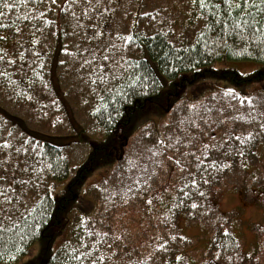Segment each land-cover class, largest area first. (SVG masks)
Returning a JSON list of instances; mask_svg holds the SVG:
<instances>
[{
	"label": "snow or ice",
	"instance_id": "6c2138e0",
	"mask_svg": "<svg viewBox=\"0 0 264 264\" xmlns=\"http://www.w3.org/2000/svg\"><path fill=\"white\" fill-rule=\"evenodd\" d=\"M189 3L191 10L187 16L204 22L195 35L187 29L177 32L168 0H140L137 19L126 26L130 27L127 32L113 24L117 11L124 16L129 14L130 2L126 6L125 0H62V3L57 0H0V81L13 85V77L27 79L30 72L39 76L33 67L43 68L41 52L35 50L39 43L36 33L42 35L45 28L52 26L61 30L62 23L72 28L69 34L74 38L75 50L69 55L80 81L113 111L117 110L116 104L129 96L143 92L149 85L156 86L145 58H131L130 48L139 47L157 57L165 71L174 75L179 66L191 63L194 55H200L201 45L207 51L225 44L231 37L249 43L260 38L264 44V0H189ZM53 6L59 9L55 16L51 15ZM145 6L151 10H143ZM140 17L147 18V30L140 28ZM23 23H27L30 30H22L19 25ZM227 91L255 111L251 97L241 98L234 89ZM13 92H16L15 87ZM32 98L29 94L28 99ZM212 111L208 105L188 106V115L177 125L178 131L166 138L161 134L156 144L147 150V164L138 166V178L127 189L132 200L118 195L122 204L142 201L144 212L149 214L160 205L166 213L164 223L175 230L173 221L179 216H196L197 210L206 208L204 201L212 183L225 170L234 171L237 167L250 170L249 157L258 158L257 148L264 144V116L260 121L249 116L247 122L254 124L252 130H237L229 125L217 139L216 127L223 126L225 120L243 117L213 120ZM223 111V108L218 109L220 113ZM46 154L26 142L15 144L6 139L0 143V232L16 229L18 224L32 231L43 223V217L37 221L31 215L42 198L29 197V203L25 197L30 191L38 196L36 190L41 187L44 174L51 170L52 166L43 159ZM166 169H170L167 179L154 186ZM262 178L253 176L257 180ZM112 203L116 207L115 202ZM43 214L47 216V209H43ZM221 231L222 238L216 244L219 251L210 258L212 264H246L251 253L241 251L240 241L231 239L227 228ZM130 235L124 228L117 235L112 229L97 231L85 227L83 234L77 235L75 244L69 242L62 247L64 264H116V259L125 264L124 257L128 264H145L143 254L133 256L131 248L127 252L112 250L113 245L121 249L127 247L125 241ZM167 235L168 239L160 238L155 249L162 257L170 255L173 262L183 264L185 257L176 254L169 243L175 241L176 236ZM2 258L0 255V260ZM151 259L153 257H148L149 261Z\"/></svg>",
	"mask_w": 264,
	"mask_h": 264
},
{
	"label": "trees",
	"instance_id": "16d2710c",
	"mask_svg": "<svg viewBox=\"0 0 264 264\" xmlns=\"http://www.w3.org/2000/svg\"><path fill=\"white\" fill-rule=\"evenodd\" d=\"M57 2L62 3V0H57ZM129 2L130 7L127 8L129 14L124 16L121 11H117L113 21L114 26L124 32L130 30V27L126 26H130L137 19L136 12L140 8V0H125V5L127 6ZM168 7L176 20L174 27L177 32L187 29L195 35L198 29H202L204 23L202 20L196 21L186 14L191 10L189 0H168ZM143 10L150 11L151 8L145 6ZM58 12L59 9L53 6L51 15L55 16ZM139 19L140 28L147 30V18L140 17ZM19 26L22 30H30L27 23ZM60 29L57 30L55 26H52L45 28L42 35L39 32L36 33L39 43L35 46V50L41 52L40 60L43 62V68L37 65L33 67L40 73L39 76L30 72L27 79L13 77V85L0 81V143L6 139L9 143L15 144L26 142L37 148L39 152L47 153L43 159L52 166L51 170L44 174L41 187L36 190L38 196L30 191L29 196L25 197L26 200H29V197L31 199L42 198L41 203L36 205L31 215L37 221L43 217V223L40 228L32 231H29L23 224H18L16 229L10 228L9 231L0 232V255L3 257L0 264H19L18 262L27 256L36 244L40 245L39 254L26 263L20 264H64L62 247L69 242L75 244L77 235H82L85 227L95 228L97 231L112 229L119 235L117 222L120 215L125 213L123 210L125 205L121 201L116 207L104 201L96 205L94 201L87 200L88 206L85 207L80 200V191L91 176L93 169L105 166L113 168L112 166L122 161V158L114 159L112 151L118 148L119 142L122 144L125 138L128 140L134 135L131 131L132 125L148 110H155L163 114L165 118L182 99H187L188 102L199 101L208 94L220 92L213 84L217 81H227L238 86L258 84L261 89L256 90L255 94L264 93V44L261 43L260 38L253 39L249 43L248 40L231 37L226 40L225 44L210 47L207 51L201 45L200 55H194L191 63L179 66V70L175 71L174 75L165 71L157 57L137 47L136 49L130 48L128 55L133 59L140 56L145 58L149 74L155 79L156 86L152 88L149 85L143 92L129 96L126 100L116 104L117 110L113 111L112 107H105L80 81L74 70L75 65L71 55H69L75 50L74 38L69 34L72 28L68 23H62ZM245 63L253 65L256 69L244 73L230 67L234 64L240 67ZM218 65L221 66L220 69L217 68ZM13 87L16 88L15 93ZM29 94L33 97L32 99H28ZM255 94L247 97H253ZM189 95L192 98H189ZM248 118V116L244 117V127L236 129L252 130L254 124L248 123ZM70 120L78 123L81 133L89 136L91 141L95 134L99 139L98 142H94V148L86 162L80 163L78 171L73 176H71L72 159L67 146L60 147L42 139L51 134L59 135L70 131ZM256 120L260 121V118ZM229 123L230 120H227L223 126L216 127L217 139ZM205 131L208 132V129ZM257 151L260 154L264 152V144L259 145ZM12 155L15 158V153ZM260 159L261 155L258 158L249 157L250 170L240 167L234 171L225 170L212 183L207 200L204 201L206 208L197 210L198 215L196 216L187 214L179 216L173 221L175 230L164 223L166 213L160 205H156V210L149 214L144 212L142 201H138L140 203L139 219L149 218V225L153 230H157L156 242L153 241L149 254L142 256L145 264H181V262H173L170 255L162 257L161 253L155 249V244L160 238L168 239L167 234L176 236V240H170L169 243L176 254L185 257L183 264H192L187 255L188 249L192 247L191 238L183 234L182 222L201 226L208 229L209 233L212 232L209 242L205 244L207 247L204 249L206 250L204 259L197 263L212 264L210 258L214 252L219 251L216 244L222 238L221 230L230 226L232 220L229 217L234 215L233 211L231 213L221 212L217 201L229 189L239 190L238 186L234 189L236 186L230 185L232 178L237 175L238 178L234 180L246 183L244 177L248 175L252 177L251 170L254 168L252 173L256 172L255 164ZM167 170L170 169H166L161 174V183L167 179ZM17 175L20 173L17 172ZM69 179L70 182L65 187H59L60 183H65ZM223 188L225 189L222 190ZM153 203L156 202L153 201ZM43 209H47V216H44ZM68 215H71L67 227L69 236L59 242L62 238L61 230L63 232ZM218 217L221 219H217ZM228 230L231 233V239L236 240L237 237L233 230ZM151 241L148 240L149 245ZM55 246L57 250L53 251ZM129 248L131 247L121 249L113 245L112 250L127 252ZM131 249L137 250L133 246ZM132 254L133 256L139 255L135 251ZM148 257H153V259L149 261ZM124 262L128 264L127 257H124ZM116 264H121V261L116 259Z\"/></svg>",
	"mask_w": 264,
	"mask_h": 264
},
{
	"label": "rangeland",
	"instance_id": "374dc122",
	"mask_svg": "<svg viewBox=\"0 0 264 264\" xmlns=\"http://www.w3.org/2000/svg\"><path fill=\"white\" fill-rule=\"evenodd\" d=\"M230 67H234L244 73L256 69L253 65L246 63L240 65V67L237 64ZM217 68L220 69L221 66L218 65ZM213 84L217 86L220 92L211 95L208 94L199 101L191 100L188 102L187 99H182L170 112H168L165 118L163 114H159L155 110H148L142 117L137 119L131 128L134 135L128 140L125 138L122 144L119 142L118 148L112 151V157L116 160L122 158V161L112 166L113 168H111V166H105L92 170L91 176L87 179L84 187L80 191V200H82L84 206H88L87 200L94 201L96 205L103 201L110 204L114 201L117 205V203L121 201L118 195L122 196L125 200L131 201L132 197L128 195L127 189L132 186L133 180L138 178V166L147 164V158L149 156L147 150L156 144L161 134L166 138L171 132L178 130L177 125L181 124L183 118L188 115V106L208 105L213 109V120H219L228 116L243 117V119H237L235 121L230 120L228 126L231 125L235 128H242L245 126V116H252L256 119L264 116V93L260 92L255 94L256 90L260 91L261 89L258 84L238 86L227 81H217ZM227 89H234L235 93H238L241 98H246L248 95L252 96L255 94L251 97L255 106V111H253L252 107L246 102L242 103L240 99L234 98V94L229 93ZM189 98H192L191 95H189ZM221 108L224 109L222 113L218 112V109ZM226 121L227 120H225V122ZM70 122V131L59 135L51 134L42 139L60 147L67 146L66 148L71 154V176H73L76 171H78L80 163L86 162L87 157L94 148V142H98L99 139L96 138L98 135L95 134L92 138L93 141H91L89 136L81 133L78 123L74 120H70ZM25 126L24 124V127ZM71 127H73V129ZM38 136L39 135H37V137ZM153 151H155V149H153ZM260 155V161L255 164L256 172L252 173L254 168L251 170L250 174L252 177H249V175L244 177L246 180L245 183L241 180H234L238 178V176L235 175L230 185L236 186L234 189H236L237 186L240 189H229L223 193L222 198L217 201L218 208L221 212H234V215L229 217L232 221L227 228L233 230V233L240 241L242 252L251 253V257L247 259L246 264H264V178L259 180L253 179V176L264 177V152ZM69 182L70 179L65 183H60L59 187L63 188ZM161 182L160 175L154 186H158ZM224 189L225 188L222 190ZM139 204L138 202L124 204L125 209L123 210L126 214L123 213L120 215V219L117 222V229L118 234H120L121 228L129 231L131 235L129 239L125 241V244L131 248L133 246L137 249L134 250L135 252L143 254L142 256H146L149 254L148 252L150 251L153 241L156 242L157 240V230H153L149 225V218L143 220L139 219ZM70 218L71 215H68L63 232L61 230L62 238L59 239V242H61L63 238L66 239L69 236V228L67 227ZM181 228L183 234L191 238L190 242L192 247L188 249V259L191 260L192 264L201 262L206 253L204 249L207 245L205 244L209 242L208 240L211 238L212 232L209 233L208 229L206 230L201 226L190 225L187 222H182ZM148 240H152L150 245ZM56 250L55 246L53 251ZM39 252L40 245L36 244L30 250L29 254L18 263H26L36 257Z\"/></svg>",
	"mask_w": 264,
	"mask_h": 264
}]
</instances>
